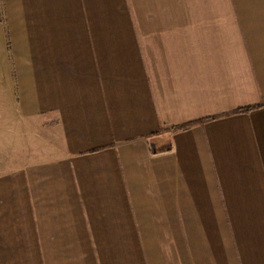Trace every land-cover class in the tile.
I'll use <instances>...</instances> for the list:
<instances>
[{
    "label": "crops",
    "instance_id": "1",
    "mask_svg": "<svg viewBox=\"0 0 264 264\" xmlns=\"http://www.w3.org/2000/svg\"><path fill=\"white\" fill-rule=\"evenodd\" d=\"M0 4V264H264V0Z\"/></svg>",
    "mask_w": 264,
    "mask_h": 264
},
{
    "label": "trees",
    "instance_id": "2",
    "mask_svg": "<svg viewBox=\"0 0 264 264\" xmlns=\"http://www.w3.org/2000/svg\"><path fill=\"white\" fill-rule=\"evenodd\" d=\"M249 109L246 108V110H238V111H235L233 113L237 114V113H242V112H246L248 111ZM189 127V125H183V126H180L179 128H172V131L173 132H181L182 130H187V128Z\"/></svg>",
    "mask_w": 264,
    "mask_h": 264
},
{
    "label": "water",
    "instance_id": "3",
    "mask_svg": "<svg viewBox=\"0 0 264 264\" xmlns=\"http://www.w3.org/2000/svg\"><path fill=\"white\" fill-rule=\"evenodd\" d=\"M151 154H155V150H154V146H153V144H151Z\"/></svg>",
    "mask_w": 264,
    "mask_h": 264
},
{
    "label": "rangeland",
    "instance_id": "4",
    "mask_svg": "<svg viewBox=\"0 0 264 264\" xmlns=\"http://www.w3.org/2000/svg\"><path fill=\"white\" fill-rule=\"evenodd\" d=\"M1 11H2V7H1V4H0V13H1ZM3 150H2V146H0V152H2Z\"/></svg>",
    "mask_w": 264,
    "mask_h": 264
}]
</instances>
